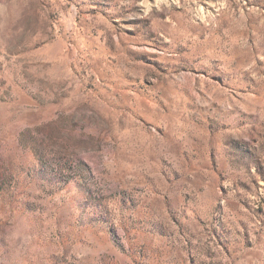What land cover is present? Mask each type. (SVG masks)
I'll return each mask as SVG.
<instances>
[{
    "label": "rangeland",
    "instance_id": "1",
    "mask_svg": "<svg viewBox=\"0 0 264 264\" xmlns=\"http://www.w3.org/2000/svg\"><path fill=\"white\" fill-rule=\"evenodd\" d=\"M0 264H264V0H0Z\"/></svg>",
    "mask_w": 264,
    "mask_h": 264
}]
</instances>
